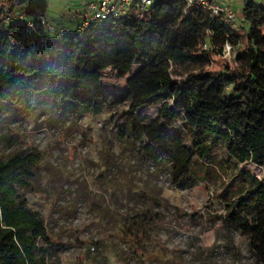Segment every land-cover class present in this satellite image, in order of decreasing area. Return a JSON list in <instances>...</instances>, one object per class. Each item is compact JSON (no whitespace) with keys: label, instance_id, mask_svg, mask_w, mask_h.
Returning a JSON list of instances; mask_svg holds the SVG:
<instances>
[{"label":"trees","instance_id":"16d2710c","mask_svg":"<svg viewBox=\"0 0 264 264\" xmlns=\"http://www.w3.org/2000/svg\"><path fill=\"white\" fill-rule=\"evenodd\" d=\"M0 2L23 14L6 24L0 11V117L21 100L33 109L43 96L59 105L110 110L102 81L114 72L125 80L118 100L131 114L159 105L154 119L133 121L131 133L153 143L150 162L171 164L175 185H190L192 171L209 163L234 168L248 183L228 204L224 225L239 231L264 264V176L241 168H264V5L244 0L248 42L242 48L240 30L225 14L188 8L182 0L157 1L142 18L132 9L84 36L78 30L55 37L40 22L47 0ZM228 42L237 67L202 73ZM178 126L180 133L170 135ZM41 160L37 150L0 159V264H52L55 243L46 223L19 194L30 188ZM147 219L144 213L133 223Z\"/></svg>","mask_w":264,"mask_h":264},{"label":"rangeland","instance_id":"374dc122","mask_svg":"<svg viewBox=\"0 0 264 264\" xmlns=\"http://www.w3.org/2000/svg\"><path fill=\"white\" fill-rule=\"evenodd\" d=\"M90 1L47 0L51 35L77 32L85 16L91 17L86 14ZM236 13L244 48L246 26ZM227 65L237 67L233 56H218L202 73ZM102 82L113 102L110 110L59 105L43 96L33 109L21 100L0 117V159L35 150L42 154L30 188L19 194L44 219L55 243L49 262L262 264L240 232L224 225L228 204L248 187L238 171L202 164L192 171L190 185H175L171 164L150 162L153 143L131 133L133 121L154 119L159 105L131 114L118 100L125 80L108 71ZM169 133L179 134V126ZM241 168L258 179L264 176V168ZM144 213L143 225L133 223Z\"/></svg>","mask_w":264,"mask_h":264},{"label":"built area","instance_id":"2783aa9c","mask_svg":"<svg viewBox=\"0 0 264 264\" xmlns=\"http://www.w3.org/2000/svg\"><path fill=\"white\" fill-rule=\"evenodd\" d=\"M157 1H170V0H92L88 3L86 14H91V17L85 16L83 24L79 29L82 36L88 34L92 30V26L96 24H108L116 19L124 17L130 10L134 9L139 17H144ZM188 8L201 7L204 10H209L213 16L225 14L227 20L234 30H239L237 26V13L232 7L234 0H182ZM6 12V24L12 23L16 20H23V14L19 9L9 12L7 5L0 2V11ZM44 29L48 32L54 30L53 26L42 18L40 20ZM30 26H32L30 24ZM207 47V46H206ZM222 56H233V44L228 42L224 49Z\"/></svg>","mask_w":264,"mask_h":264},{"label":"crops","instance_id":"0c3cea01","mask_svg":"<svg viewBox=\"0 0 264 264\" xmlns=\"http://www.w3.org/2000/svg\"><path fill=\"white\" fill-rule=\"evenodd\" d=\"M243 3H244V0H234L233 4H232V7L235 9V10H239L240 12V17H242V7H243ZM237 8V9H236ZM62 33V32H61ZM60 33V34H61ZM60 34L58 33L57 36H60Z\"/></svg>","mask_w":264,"mask_h":264}]
</instances>
